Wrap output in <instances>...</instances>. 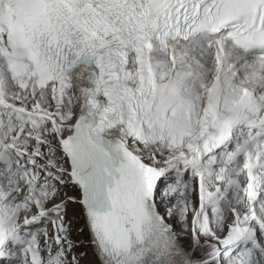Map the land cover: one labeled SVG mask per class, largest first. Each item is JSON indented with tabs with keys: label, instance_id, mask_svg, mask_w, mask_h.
<instances>
[{
	"label": "snow or ice",
	"instance_id": "obj_1",
	"mask_svg": "<svg viewBox=\"0 0 264 264\" xmlns=\"http://www.w3.org/2000/svg\"><path fill=\"white\" fill-rule=\"evenodd\" d=\"M81 248L264 264V0H0V264Z\"/></svg>",
	"mask_w": 264,
	"mask_h": 264
},
{
	"label": "rangeland",
	"instance_id": "obj_2",
	"mask_svg": "<svg viewBox=\"0 0 264 264\" xmlns=\"http://www.w3.org/2000/svg\"><path fill=\"white\" fill-rule=\"evenodd\" d=\"M74 238L78 239H85V236L83 235H78L75 231L73 232ZM188 243H191V237L189 236L188 238ZM78 251H87L89 254L86 258L82 259L81 264H90V262L93 260L92 254H91V249L89 248H81L78 249Z\"/></svg>",
	"mask_w": 264,
	"mask_h": 264
}]
</instances>
